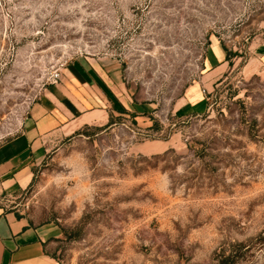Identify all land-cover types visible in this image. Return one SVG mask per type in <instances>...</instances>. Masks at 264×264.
I'll return each instance as SVG.
<instances>
[{
    "label": "rangeland",
    "instance_id": "rangeland-1",
    "mask_svg": "<svg viewBox=\"0 0 264 264\" xmlns=\"http://www.w3.org/2000/svg\"><path fill=\"white\" fill-rule=\"evenodd\" d=\"M82 57L149 114L66 138L4 208L52 230L59 264H217L238 243L264 264V0H0V146ZM190 86L204 106L176 110Z\"/></svg>",
    "mask_w": 264,
    "mask_h": 264
},
{
    "label": "crops",
    "instance_id": "crops-1",
    "mask_svg": "<svg viewBox=\"0 0 264 264\" xmlns=\"http://www.w3.org/2000/svg\"><path fill=\"white\" fill-rule=\"evenodd\" d=\"M224 51L216 47L206 57V73L217 77L211 86L225 70ZM198 89L190 86L176 110H201L204 102ZM131 95L117 63L82 57L63 67L60 78L29 106L21 132L0 146V264H59L49 251L52 230L4 208L2 198L26 187L36 167L82 128L104 126L124 115L132 121L144 119L147 108L138 112Z\"/></svg>",
    "mask_w": 264,
    "mask_h": 264
},
{
    "label": "trees",
    "instance_id": "trees-1",
    "mask_svg": "<svg viewBox=\"0 0 264 264\" xmlns=\"http://www.w3.org/2000/svg\"><path fill=\"white\" fill-rule=\"evenodd\" d=\"M230 57L227 55L226 56V61L229 60ZM111 120L109 121L108 124H111ZM152 128H156L158 127V123L156 121L153 122ZM245 245L242 243H238L236 245L232 246V249L230 248L228 252H225L224 250L221 252V254L219 255V259L217 264H235L236 261L238 260V252H240L242 249H245ZM236 248V250L234 249Z\"/></svg>",
    "mask_w": 264,
    "mask_h": 264
},
{
    "label": "built area",
    "instance_id": "built-area-1",
    "mask_svg": "<svg viewBox=\"0 0 264 264\" xmlns=\"http://www.w3.org/2000/svg\"><path fill=\"white\" fill-rule=\"evenodd\" d=\"M61 70L57 69L51 74V82H56L60 78ZM203 93H205V90H202Z\"/></svg>",
    "mask_w": 264,
    "mask_h": 264
}]
</instances>
